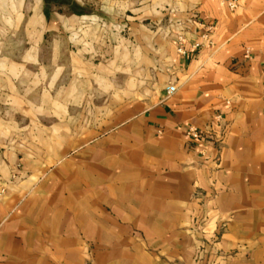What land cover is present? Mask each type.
<instances>
[{
	"label": "crops",
	"instance_id": "obj_1",
	"mask_svg": "<svg viewBox=\"0 0 264 264\" xmlns=\"http://www.w3.org/2000/svg\"><path fill=\"white\" fill-rule=\"evenodd\" d=\"M228 2L0 0V264H264V0Z\"/></svg>",
	"mask_w": 264,
	"mask_h": 264
},
{
	"label": "built area",
	"instance_id": "obj_2",
	"mask_svg": "<svg viewBox=\"0 0 264 264\" xmlns=\"http://www.w3.org/2000/svg\"><path fill=\"white\" fill-rule=\"evenodd\" d=\"M228 6L230 9H235L237 7V0H229L228 2ZM212 27H208L209 30H211ZM179 40L182 41L183 40V36L180 34L179 35ZM179 51H183V48L180 47ZM175 91V86H170L168 89L169 93H172ZM187 135L193 139H198L200 138V133L194 128V127H190L187 130Z\"/></svg>",
	"mask_w": 264,
	"mask_h": 264
}]
</instances>
